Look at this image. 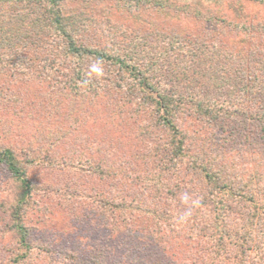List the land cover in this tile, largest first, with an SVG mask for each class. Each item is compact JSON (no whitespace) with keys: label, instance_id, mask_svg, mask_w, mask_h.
<instances>
[{"label":"rangeland","instance_id":"obj_1","mask_svg":"<svg viewBox=\"0 0 264 264\" xmlns=\"http://www.w3.org/2000/svg\"><path fill=\"white\" fill-rule=\"evenodd\" d=\"M10 1L5 10L18 11L21 0ZM61 4L65 14H81L84 21L75 30L81 28L80 38L89 43L103 42L112 30L163 27L177 34L206 32L241 50L264 47V0ZM83 63L88 65H75ZM92 65L100 74L127 75L120 67ZM32 73L24 77L22 69L0 65V151L10 148L21 160L33 194L21 209L20 181L0 164V264H15L25 252L15 227L21 212L31 250L23 264H134L123 252L135 246L146 261L199 264L208 241L199 243L201 228L229 236L226 254L219 255L228 262L238 236L258 230L246 215L253 204L246 196L254 184L256 203L264 206L259 143L254 149L222 146L216 138L224 134L216 126L174 114L190 150L188 157L175 158L168 150L176 134L159 122L160 110L148 107L139 87L111 85L103 76L95 84V73L72 82L55 72L57 82ZM250 174L256 178L247 180ZM260 235L264 240L263 230Z\"/></svg>","mask_w":264,"mask_h":264},{"label":"trees","instance_id":"obj_2","mask_svg":"<svg viewBox=\"0 0 264 264\" xmlns=\"http://www.w3.org/2000/svg\"><path fill=\"white\" fill-rule=\"evenodd\" d=\"M65 1L21 0L18 11L12 9L7 12L4 6L14 1L0 0V65L20 68L24 77H28L35 68L32 75L55 77V82L58 80L54 72L60 76L59 79L66 77L69 82L95 73V84L101 83L98 77L103 76L108 78L105 81L111 85L139 87L148 107L160 110L159 122L173 130V135H177L170 142L175 143V146L168 150V154L175 158L188 157L190 150L184 146L186 135L179 132L172 120L174 114L181 118L193 117L205 125L216 126L224 134L216 138L221 140L222 146L231 148L233 144L242 143L245 148L254 149L259 143V155L264 161V47L257 43L247 50H241L227 46L217 36L206 32L177 34L172 28L163 27L147 30L129 28L120 34L112 30L108 31L109 35L103 36V42L89 43L80 38L81 28L75 30L84 21L81 14L69 16L62 11L61 3ZM125 1L130 6H137L138 2L144 0ZM104 37L109 41H105ZM83 60L88 65H75L81 64ZM95 62L113 69L120 67L127 75L120 76L115 70L108 72V75L100 74L96 66L91 67ZM212 145L209 147L214 148ZM20 161L12 149L0 151V164L20 181L18 204L24 209L33 194L26 169ZM249 178H256V174L248 175L247 180ZM250 189L252 192L246 197L250 195L253 204L245 213L252 224L258 223V230L253 228L243 231L238 236V244H235L237 251L232 252L226 262L228 256L219 260V255L226 254L229 236L224 234L223 237H217L211 228H201L196 234L199 243L200 239L202 243L205 239L208 241L201 246L199 264L264 263V240L263 235H260L264 231V206L260 207L256 203L259 191L254 184ZM147 213L151 212L147 210ZM22 215L23 212L16 218L15 227L25 252L15 258V264H23L31 252ZM146 233L149 240L148 237L152 235L148 230ZM155 239L153 235L147 247ZM136 250L138 248L135 246L132 252L126 250L123 253L131 254L134 264H161L159 260L150 261V257L146 261L144 254ZM206 256H211L208 262L204 260Z\"/></svg>","mask_w":264,"mask_h":264}]
</instances>
